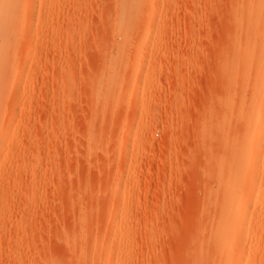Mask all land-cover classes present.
<instances>
[{"label": "rangeland", "instance_id": "1", "mask_svg": "<svg viewBox=\"0 0 264 264\" xmlns=\"http://www.w3.org/2000/svg\"><path fill=\"white\" fill-rule=\"evenodd\" d=\"M263 60L264 0H0V264H264Z\"/></svg>", "mask_w": 264, "mask_h": 264}, {"label": "bare ground", "instance_id": "2", "mask_svg": "<svg viewBox=\"0 0 264 264\" xmlns=\"http://www.w3.org/2000/svg\"><path fill=\"white\" fill-rule=\"evenodd\" d=\"M238 61V60H237ZM244 64V62H243ZM243 64L242 66V69H243ZM245 64H246V61H245ZM239 65V64H238ZM263 65H264V60H263ZM245 66V65H244ZM247 66V65H246ZM241 69V68H240ZM239 69V70H240ZM237 70V69H236ZM243 72H244V69H243ZM243 74V73H242ZM236 75V74H235ZM256 78V77H255ZM261 77H258L257 81H256V85L259 84L261 82ZM228 79V78H227ZM234 79V78H233ZM243 82V80H242ZM262 84V83H261ZM260 85V84H259ZM228 104V103H227ZM226 105V104H225ZM224 105V107H225ZM229 108V107H228ZM227 114V113H226ZM261 118H262V110L260 107L256 108V111H255V119H256V126H253L252 128L246 126L247 128V131L249 132V134L252 133V140H251V144H246V143H241L240 145V159L242 161H244L245 159L248 160V158L246 157L248 153V148L250 145H255L257 142V132H258V126L261 127V124H262V121H261ZM235 159V158H234ZM237 159V158H236ZM241 161V162H242ZM236 164V163H235ZM234 165V164H233ZM233 168V166H232ZM232 170V169H231ZM231 175V174H230ZM235 190V189H234ZM239 193V192H238ZM228 194V193H227ZM233 195V194H232ZM225 197V196H224ZM236 197V196H235ZM232 212H235V215H236V218L234 220H232V222L228 223L224 218H221L220 217V220H219V223H218V227H217V234H218V237H223L226 235V233L228 232L229 229H232L233 227H235V225L237 224V222L240 220L241 217H243V213L239 212V211H232ZM223 217V216H222ZM224 246L225 244L222 243L220 244V249H224Z\"/></svg>", "mask_w": 264, "mask_h": 264}]
</instances>
